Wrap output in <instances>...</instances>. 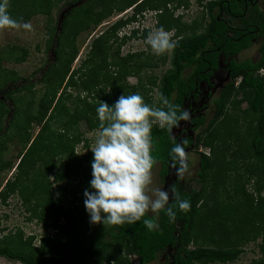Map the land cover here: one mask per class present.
<instances>
[{"label":"trees","instance_id":"1","mask_svg":"<svg viewBox=\"0 0 264 264\" xmlns=\"http://www.w3.org/2000/svg\"><path fill=\"white\" fill-rule=\"evenodd\" d=\"M60 1L67 0H10L8 11L12 18L28 22L34 15L50 17ZM80 1L70 0V11L61 13L59 34L57 26L52 27L47 48L55 44V60L39 80L43 86L41 95L35 98L34 83L25 80L16 90L3 94L11 99L20 93V97L11 99L17 107L7 122L11 110L0 96V175L14 169L13 176L0 188V203L7 205L17 197L28 213L26 221H36L44 230H53L37 240V235L25 237L20 230L2 235L5 229L0 225V257L23 264H130L131 254L137 257V264H151L163 257L171 264H226L239 259L244 253L243 245L260 239V257L250 264H264V78L247 73V68H252L249 61L233 63L234 78L241 75L242 79L221 93L215 102L214 118L195 142L196 149L202 145L210 151L209 156L200 154L201 187L192 191L178 183L174 186L181 198L190 200L189 211H181L175 200H170L175 220L170 222L166 212L161 211L159 228L149 231L143 224V219L152 217L147 213L134 225L92 224L83 202V192L92 178L93 152L90 142L79 132V122L99 133V103L112 105L123 94L139 93L146 103L167 110L161 102L163 94L178 106V112L183 111V100L194 88L195 78L216 65L218 53L214 49L221 47L223 53H236L248 47L250 37H242L239 30L230 28V19L222 18V11L230 17L243 15L241 4L238 0H196L203 10L187 23L181 22L183 17L175 15V11L188 9L189 0H85L81 5ZM130 7L132 14L94 39L87 58L78 69L70 71L77 53L76 38L114 11ZM145 11H154L155 27L173 32L172 38L177 41L171 50L170 69L160 78L148 76L146 81L141 70L156 68L164 64L165 58L151 62L150 57L146 61L139 57L141 53L119 57L118 50L112 54L108 44L112 40L122 45L135 37L136 29L120 40L117 34L139 21ZM231 30L235 34L229 36ZM148 33L145 31L143 37ZM27 54L26 49L14 46L8 51L0 50V92L8 82L15 84L20 79L2 62L19 64ZM256 64L253 69L264 67V44ZM187 68L192 70L188 76L183 75ZM130 75L137 76L134 86L125 82ZM72 88H79L87 96H73ZM155 89L157 101L151 96ZM89 94L93 95L90 99ZM242 103H246L245 109ZM196 124H202V120ZM35 126L39 129L33 133ZM152 137L153 156L161 165L163 178L171 164V147L178 141L171 139L168 130L155 125ZM15 138L20 151L13 166L1 156L7 143ZM80 144L89 149L83 155L76 150Z\"/></svg>","mask_w":264,"mask_h":264},{"label":"clouds","instance_id":"2","mask_svg":"<svg viewBox=\"0 0 264 264\" xmlns=\"http://www.w3.org/2000/svg\"><path fill=\"white\" fill-rule=\"evenodd\" d=\"M9 5L10 0H0V30H31L30 22L12 18ZM146 41L156 55L177 46V41L163 26L150 32ZM161 102L167 110L146 103L139 93L123 94L112 105L101 101L96 108L100 131L95 138V147L91 149L92 178L89 188L83 192L90 223L134 225L150 212L154 215L143 219V224L149 231H154L159 228L161 211L166 212L170 222L175 220L176 212L170 200H175L181 211L190 210V200L181 198L174 186L170 189L150 187L156 164L153 126L171 133L181 121L191 119L188 109L178 112V106L171 104L163 94ZM171 139L175 141V136ZM169 157L178 177L189 171L188 152L183 142H174Z\"/></svg>","mask_w":264,"mask_h":264},{"label":"rangeland","instance_id":"3","mask_svg":"<svg viewBox=\"0 0 264 264\" xmlns=\"http://www.w3.org/2000/svg\"><path fill=\"white\" fill-rule=\"evenodd\" d=\"M208 0H204V3ZM70 0H67L66 2L60 1L59 3H56L54 5V8L51 11V15L45 16V15H34L28 22L31 24V30H24V29H3L0 30V50L8 51L10 47H18L23 48L28 51V54L26 56V60L22 63L15 64L11 61H3L2 66L7 70H15L16 74L19 76V80L15 81V84H11L8 82V84L1 90L0 96L2 100L5 102L7 107L11 110L6 116L9 119H11L12 112L17 107V105L12 103L13 98L20 97V93L12 96V98H4L2 97L3 94L7 93L8 91H14L16 90V87H19L21 84L25 81L34 83V93L35 98H38L43 90V86L41 83H39V80L41 76L46 71V68L55 60L54 55V45L52 48H47V41L50 36V32H52L53 26H58V20L61 19L62 14L65 11H70ZM85 0L80 1V5L84 3ZM78 5V4H76ZM203 7L200 4H197L196 0H189V7L186 8H179L177 11H175V15L182 16L183 19L181 22H187L190 23L192 20L197 18V16L200 15V12H202ZM133 9L130 7L126 9L123 12L114 11L112 15L105 20H103L98 25H91L90 29L87 32L81 33L76 38V47H77V53L75 56V59L73 63L71 64L70 71L76 70L79 68V66L84 62V60L87 58V54L89 51V46L91 42L99 37L107 28L112 26L114 23L118 22L119 20H124L128 18L132 14ZM62 13V14H61ZM157 15V14H156ZM226 16V15H224ZM155 12L154 11H145L141 17L140 20L135 23H130L129 25L123 27L117 34L118 40H120L124 36H131V33L133 32V29H136L137 35L135 37L129 39L128 41H125L122 45H120V42L116 41L115 43L110 40L108 43L111 48V53L116 54L118 50L119 57H125L132 54H140V58H145L150 60L151 62H158L157 60L165 58L164 64H160L156 68L151 69H145L143 68L141 70V74L146 75L144 77V81H146L148 76H155L156 78H160L161 75H163L166 71L170 69V57H171V50L161 54L156 55L152 52L150 49V46L147 44L146 38L147 36L143 37L145 31L152 32L155 29ZM63 21V17H62ZM234 25H237V21H233ZM63 28L66 30L68 27L65 24ZM62 30L61 24L59 27V30L56 34H59V32ZM148 33V34H149ZM173 32H170V35L172 36ZM119 45V47H118ZM253 54H255L253 52ZM137 60V59H134ZM132 62V61H131ZM191 71V68H187L184 70L183 75H187ZM264 72V71H262ZM137 76L130 75L125 79V82L128 84V86H134L137 84ZM100 90V89H99ZM108 89L107 91H109ZM100 92V91H99ZM70 93L73 94V96H78L80 94L81 97L87 96L85 93L81 92V90L78 89H70ZM93 96L92 94H89V99ZM152 99L154 101H157V92L156 89L152 91L151 93ZM246 103L241 104V108H246ZM211 116H207L205 120V125H208L209 120L212 118ZM21 119V118H20ZM201 128L204 129V126ZM246 124L241 126V131L243 133V130L245 129ZM79 132L83 134V138L87 139L89 143V149H92L95 147V138L98 135V131H91L87 129L86 123L83 121L79 122L78 125ZM38 127H33L32 131L33 133H36ZM205 130V129H204ZM203 130V131H204ZM83 145L80 144L77 146L76 150L79 155L85 154L89 149H85L82 147ZM20 151V144L17 142V139L15 138L12 142L7 143L6 151L3 153L2 160L4 161H11L13 162V166L18 162L17 154ZM210 154V151L208 148L204 146H199L196 151L191 152V158H190V164H189V171L185 173V181H184V187L186 189H190L192 191H195L201 187V184L198 182V172H199V159L200 154ZM14 169L11 168V170L3 171L0 175V188L3 187V184L13 176ZM78 180V178H77ZM75 180L76 184L78 181ZM163 178L161 177V165L159 163H156L153 168V184L150 187H162ZM57 185V184H54ZM251 185V184H250ZM250 185H248V190L250 189ZM69 205H66L67 208ZM150 216H153L152 213H147ZM6 216V217H5ZM28 216V213L24 210V208L21 206L20 200L17 197H12L7 205H3L0 203V225L5 229L3 234H8L9 232L14 233L16 230H20L23 232L24 236H30V235H37V240L42 235H47L53 232L52 229L44 230L42 225L36 221H26V218ZM1 235V234H0ZM260 239H257L256 242H249L241 247L243 250V254L237 259L235 262L226 263V264H250L253 260L260 257V253L258 251L257 244H259ZM37 243V241H36ZM190 248V247H189ZM192 248V246H191ZM130 260V264H137V257L133 255L128 256ZM163 259H160L156 262H153L151 264H162ZM168 263V262H167ZM0 264H23L19 261H9L6 258L0 257ZM164 264L166 262L164 261Z\"/></svg>","mask_w":264,"mask_h":264},{"label":"flooded vegetation","instance_id":"4","mask_svg":"<svg viewBox=\"0 0 264 264\" xmlns=\"http://www.w3.org/2000/svg\"><path fill=\"white\" fill-rule=\"evenodd\" d=\"M211 1V0H208ZM241 4L240 8H243V15H235L230 17L222 11V18L230 19L231 29L239 30L242 33V37H250L249 45L246 48L241 49L236 53H223L220 48L214 49L216 53L217 61L215 66H209L206 71H203L199 77L195 78L193 86L189 95L183 100V110L188 109L191 113V119L187 121H181V127H178L171 136H175L178 142H183L188 152L189 164L191 152L196 151L195 142L198 135L209 125L216 114L217 106L216 100L220 98L221 93L226 87L234 82L237 86L242 79L240 75L236 79L233 76V69L231 68L233 63L241 64L249 61L252 65L247 68V73H252L259 77L264 78V67L255 68L261 59V49L264 44V0H238ZM226 15V16H224ZM251 23H246V21ZM233 21H237V25H234ZM261 21V23H259ZM253 22V23H252ZM250 28V29H249ZM229 32V36L235 34L233 31ZM253 52L255 54H253ZM192 70L186 75H190ZM237 79H240L239 81ZM243 104V103H242ZM213 115L209 120L208 125H205L207 116ZM202 120V124H196L197 120ZM204 126V129L201 128ZM186 143L189 145L186 146ZM185 174L182 177L176 175L175 169L168 166V172L163 177L162 187L165 185V189H170L175 186L176 183L184 186ZM166 264L165 257L162 258ZM164 261L162 264H164Z\"/></svg>","mask_w":264,"mask_h":264},{"label":"water","instance_id":"5","mask_svg":"<svg viewBox=\"0 0 264 264\" xmlns=\"http://www.w3.org/2000/svg\"><path fill=\"white\" fill-rule=\"evenodd\" d=\"M61 23H62V18L58 20L57 30H59V27H60V24H61ZM187 122H188V121H187ZM181 123H182V122H180L179 127H181ZM176 128H178V127H176ZM176 128H174V129L172 130V132L170 133V136L172 135V133H173L175 130H176V131L178 130V129H176ZM171 137H172V136H171ZM164 184L166 185V183H164ZM165 185H164L163 188H165Z\"/></svg>","mask_w":264,"mask_h":264}]
</instances>
